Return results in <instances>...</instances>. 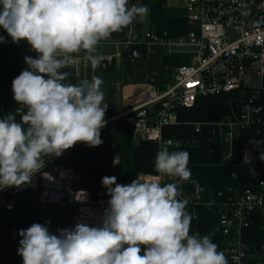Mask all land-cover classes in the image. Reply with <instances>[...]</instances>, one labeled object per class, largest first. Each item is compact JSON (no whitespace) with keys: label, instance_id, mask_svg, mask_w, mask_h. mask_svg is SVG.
Returning a JSON list of instances; mask_svg holds the SVG:
<instances>
[{"label":"clouds","instance_id":"1","mask_svg":"<svg viewBox=\"0 0 264 264\" xmlns=\"http://www.w3.org/2000/svg\"><path fill=\"white\" fill-rule=\"evenodd\" d=\"M148 11L129 0H0V27L13 43L27 41L38 54L24 57L28 68L12 81L19 107L0 118V190L30 183L45 156L59 157L78 143H103L109 107L103 80L65 83L61 70L81 52L96 69L100 43L142 21ZM189 163L188 151L162 144L155 173L172 182L137 177L119 184L116 176L103 177L110 199L102 224L77 223L58 229V235L41 223L21 229L23 264H229L210 236L191 232L193 217L181 198L182 186L193 182Z\"/></svg>","mask_w":264,"mask_h":264},{"label":"built area","instance_id":"2","mask_svg":"<svg viewBox=\"0 0 264 264\" xmlns=\"http://www.w3.org/2000/svg\"><path fill=\"white\" fill-rule=\"evenodd\" d=\"M177 1L175 6L186 21L185 30L161 35L153 29L138 35L131 29L124 41L117 43L123 50L130 45H156L164 55L179 56L180 64L168 66L172 79L164 86L145 84L134 104L107 123L133 114L132 141L154 142L158 150L162 144L170 151L181 150L194 136L201 135V125H192L190 137L166 132L184 125L179 121V112L195 108L198 102L238 99L237 121L224 120L219 125L224 128L221 161L230 162L229 145L236 141L238 164L249 170L254 185L240 191L226 187L211 194L204 193L199 182L191 179L192 183L182 186L181 198L188 200L193 226L201 221L200 211L215 213V226L201 236L219 238L218 250L225 253L229 264H264V260L252 256L264 253V241L248 245L244 240L251 224L264 219V159L260 158L264 155V0ZM120 54L101 56L96 69L84 59L83 52L73 54L74 61L66 68L77 81L91 79L105 67L103 61L110 64ZM68 150L59 157L45 156L44 167L30 183L0 190V213L22 203L42 212L54 205L71 204L76 205L75 212L61 229L74 228L77 223L100 226L108 205L90 203L87 192L80 188L79 171L62 162ZM153 179H159L161 184L172 182L170 177L156 173ZM203 220L208 224L211 217Z\"/></svg>","mask_w":264,"mask_h":264},{"label":"crops","instance_id":"3","mask_svg":"<svg viewBox=\"0 0 264 264\" xmlns=\"http://www.w3.org/2000/svg\"><path fill=\"white\" fill-rule=\"evenodd\" d=\"M133 28L134 24L124 28L121 32L113 33L108 40L102 41L100 46H112L113 49L122 52V46H118L117 43L124 41ZM115 54L105 52L101 56ZM25 56L33 58L36 56L27 43H23L20 47V63L23 70L28 68L24 61ZM129 62L122 63V58L119 57L115 68L106 72L111 75L110 78L104 77L107 74L98 76L103 80L104 102L109 105L107 110L113 111L116 115L123 113L134 104L138 92L145 84L164 86L168 82V79L163 78V68L159 69L158 66L153 65L150 69L146 67L144 69L138 63ZM182 112L178 113L179 121H181ZM179 128L167 129L166 132L175 133ZM101 139L103 143L100 146H85L79 169L82 188L87 192L89 201L94 206L107 203L110 199L107 189L102 185V178L105 176H116L119 184H129L137 177L142 181L152 180L155 175L153 160L158 151L156 143L134 142L119 130L104 132L101 134ZM65 160H67L66 157ZM64 165L68 166V163ZM75 208L76 205L71 204L54 205L49 211L42 212L31 204L22 203L12 211H1L0 264H23L22 257L18 255L19 241L22 238L19 236L21 229H27L33 223H41L47 224L50 233L58 235V229H61L67 218L74 214Z\"/></svg>","mask_w":264,"mask_h":264},{"label":"trees","instance_id":"4","mask_svg":"<svg viewBox=\"0 0 264 264\" xmlns=\"http://www.w3.org/2000/svg\"><path fill=\"white\" fill-rule=\"evenodd\" d=\"M134 1L129 0V3L132 4ZM137 6L148 7L149 20L158 34L177 33L186 29V21L182 14L167 12L168 8L178 9V7L171 6L168 2L163 5V0H139ZM0 36L4 37V42L0 43V118H3L19 107L13 99L12 81L23 70L20 63V47L27 41L22 40L19 44L13 43L11 37L2 27H0ZM65 83L76 84L75 81L69 78L66 79ZM204 104L198 102L196 107L201 108ZM114 116L116 114L113 111L107 110L105 119L108 120ZM19 119L20 117L17 116L18 121ZM134 122L135 116L133 114L122 116L108 122L101 129V134L110 130H119L128 138H131ZM85 146V144L79 143L68 151L66 162L69 167L79 171L80 162L85 153ZM181 150L190 153L191 179H196L199 182L204 193L214 194L226 187H232L236 191H240L252 187L255 183L249 170L238 163L223 162L221 160L218 163H204L200 135L194 136L193 140H190L189 144H185ZM224 150L225 147L222 145V154ZM200 214L201 221L195 226L191 224V232H198L201 235L210 232L215 226V213L208 210L200 211ZM208 217H211V220L208 224H205L203 218ZM244 240L248 245L259 244L264 241V219L256 220L251 224L249 230L245 232ZM213 242L218 245L219 238L213 239Z\"/></svg>","mask_w":264,"mask_h":264},{"label":"rangeland","instance_id":"5","mask_svg":"<svg viewBox=\"0 0 264 264\" xmlns=\"http://www.w3.org/2000/svg\"><path fill=\"white\" fill-rule=\"evenodd\" d=\"M139 0H135L130 5H137ZM171 6H175L178 3L177 0H168ZM169 13H177L182 14L180 9H169L167 10ZM138 24V25H137ZM153 26L149 20V15L141 21L138 20L134 24L133 31L135 34L143 35L147 31H152ZM147 56L143 60L137 59H122V63L126 61L138 63L142 65L141 68H149L153 65L158 66V68H163V78L171 80L172 79V70L168 66H164L161 63V58L164 55V50L158 48L155 45H147ZM105 52L110 54L117 53V49H113L112 46H100L99 47V55H104ZM120 60V59H118ZM129 62V63H130ZM162 65V66H161ZM115 73L114 71L112 72ZM107 73H103L99 71L96 76L105 75ZM108 75V76H107ZM104 77L110 78L111 75L107 74ZM67 78L72 79L76 83L79 81L73 79L71 76ZM238 111H239V101L236 98H230L223 101H215V102H208L205 103L201 108H193L189 110H185L181 113V123L184 124L180 127L173 136H183V137H190L193 136L192 125L194 123H199L201 126V145H202V159L204 163H218L222 157V144H223V132L224 128L219 126L220 123L224 120H229L232 123H235L238 118ZM107 121V120H106ZM107 124V123H106ZM210 126V129H208ZM79 144V143H78ZM77 145V144H76ZM74 147V146H73ZM72 147V148H73ZM238 144L236 141H232L229 145V153H230V162L231 163H238ZM71 148V149H72ZM70 150V149H69ZM68 150V151H69ZM67 151V153H68ZM66 153V155H67ZM63 157V163H66L65 157ZM253 257L259 258L264 260V253H254Z\"/></svg>","mask_w":264,"mask_h":264},{"label":"water","instance_id":"6","mask_svg":"<svg viewBox=\"0 0 264 264\" xmlns=\"http://www.w3.org/2000/svg\"><path fill=\"white\" fill-rule=\"evenodd\" d=\"M167 3V0H163V5ZM147 56V50L140 45H130L127 49L123 50L120 54L122 59H145ZM117 58L113 57L111 63L103 61L104 68H101L103 72L112 71L116 66ZM162 65L164 66H175L180 64L181 58L179 56H167L163 55L161 59ZM64 73H67V77L70 76V70L68 68L61 70ZM82 188V186L80 187Z\"/></svg>","mask_w":264,"mask_h":264}]
</instances>
